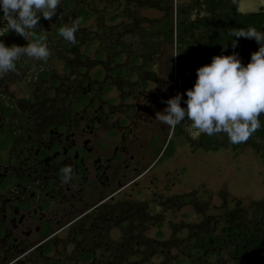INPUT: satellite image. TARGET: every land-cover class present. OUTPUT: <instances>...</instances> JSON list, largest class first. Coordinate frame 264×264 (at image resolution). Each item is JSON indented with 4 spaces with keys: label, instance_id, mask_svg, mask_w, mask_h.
I'll return each instance as SVG.
<instances>
[{
    "label": "flooded vegetation",
    "instance_id": "af4514ba",
    "mask_svg": "<svg viewBox=\"0 0 264 264\" xmlns=\"http://www.w3.org/2000/svg\"><path fill=\"white\" fill-rule=\"evenodd\" d=\"M171 6L177 25L166 45ZM73 20L74 45L58 35ZM248 27L264 31V0H61L56 15L41 18L34 35L48 59L21 57L0 74V264H166V222L176 214L166 197L206 198L200 186L166 193V177L158 179L166 172L153 171L166 141L181 135L194 152L263 155L264 114L236 148L222 134L187 121L171 127L155 114L174 96L178 66L195 71L222 50L246 64L258 46L239 38L232 48L230 40ZM0 41L26 44L14 32ZM137 204L150 217L143 234Z\"/></svg>",
    "mask_w": 264,
    "mask_h": 264
},
{
    "label": "clouds",
    "instance_id": "9594fccd",
    "mask_svg": "<svg viewBox=\"0 0 264 264\" xmlns=\"http://www.w3.org/2000/svg\"><path fill=\"white\" fill-rule=\"evenodd\" d=\"M61 0H0V36L10 32L23 38V46H6L0 41V74L15 70L21 57L46 61L50 55L45 43L34 33L41 18L56 15ZM78 21L59 27L58 35L67 43L75 44ZM29 37L33 42H29ZM239 38L253 40L257 50L242 64L235 52L213 55L210 62L195 69L191 88L163 101L165 107L155 114L161 124L175 127L187 121L200 133L222 134L229 143L242 144L260 127L259 116L264 114V31L254 27L237 30L230 40L235 48ZM155 71V67L153 68ZM181 101L185 105L181 107ZM72 169H64L66 179Z\"/></svg>",
    "mask_w": 264,
    "mask_h": 264
},
{
    "label": "trees",
    "instance_id": "16d2710c",
    "mask_svg": "<svg viewBox=\"0 0 264 264\" xmlns=\"http://www.w3.org/2000/svg\"><path fill=\"white\" fill-rule=\"evenodd\" d=\"M166 16V45L173 44L174 27L172 6ZM180 73L179 66L176 68ZM173 71V70H172ZM166 151L172 146L166 141ZM257 142L253 143L256 147ZM237 144L233 147L236 148ZM237 154V152H235ZM221 203L209 204V199L190 193L171 194L166 197V210L174 215L189 207L195 218L188 220L183 213L179 220L166 222V264H258L264 260V197L243 206L241 199L219 192ZM129 203V201H128ZM106 208H115V203H106ZM138 231L149 224V216L137 204Z\"/></svg>",
    "mask_w": 264,
    "mask_h": 264
},
{
    "label": "rangeland",
    "instance_id": "374dc122",
    "mask_svg": "<svg viewBox=\"0 0 264 264\" xmlns=\"http://www.w3.org/2000/svg\"><path fill=\"white\" fill-rule=\"evenodd\" d=\"M168 135L166 133V139ZM171 142L172 146L153 168L156 172H166L164 175L163 172L159 173L158 176L161 183H164L162 179L166 177V193L183 192L200 186L212 206L220 205L219 192L228 195L229 203L231 197L240 198L243 206L264 197V153L261 155L262 152L247 148L239 154L223 150L213 154L201 150L194 152L189 150L185 138L181 135H174ZM121 191L137 197L136 189L126 187ZM183 213L187 215L188 220L195 218L191 215V209L184 207L171 219L179 220ZM154 232L155 228H152L147 235L153 236ZM111 236L115 238L116 233L113 232ZM258 264H264V260Z\"/></svg>",
    "mask_w": 264,
    "mask_h": 264
},
{
    "label": "water",
    "instance_id": "95a60500",
    "mask_svg": "<svg viewBox=\"0 0 264 264\" xmlns=\"http://www.w3.org/2000/svg\"><path fill=\"white\" fill-rule=\"evenodd\" d=\"M208 55H212L210 52H208ZM208 55H203V58H206ZM202 63L198 61H194V65L199 66ZM180 79H181V92H184L185 89L191 88L192 83L195 79V71H181L180 72Z\"/></svg>",
    "mask_w": 264,
    "mask_h": 264
},
{
    "label": "built area",
    "instance_id": "2783aa9c",
    "mask_svg": "<svg viewBox=\"0 0 264 264\" xmlns=\"http://www.w3.org/2000/svg\"><path fill=\"white\" fill-rule=\"evenodd\" d=\"M180 74L177 71H173L172 74V92L175 95L181 89Z\"/></svg>",
    "mask_w": 264,
    "mask_h": 264
}]
</instances>
